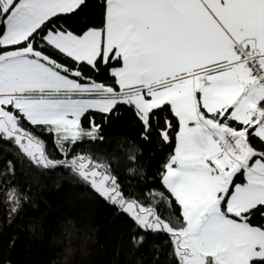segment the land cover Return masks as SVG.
Segmentation results:
<instances>
[{"label": "snow or ice", "instance_id": "6c2138e0", "mask_svg": "<svg viewBox=\"0 0 264 264\" xmlns=\"http://www.w3.org/2000/svg\"><path fill=\"white\" fill-rule=\"evenodd\" d=\"M88 3L0 0V142L72 173L131 222L133 248L166 237L167 264H264V0H100L101 23L76 30ZM122 105L143 139L175 145L138 191L116 157L77 150ZM15 172L8 160L0 177ZM28 199L0 179L10 218Z\"/></svg>", "mask_w": 264, "mask_h": 264}, {"label": "trees", "instance_id": "16d2710c", "mask_svg": "<svg viewBox=\"0 0 264 264\" xmlns=\"http://www.w3.org/2000/svg\"><path fill=\"white\" fill-rule=\"evenodd\" d=\"M101 20L100 0H89L88 7L68 23L81 30ZM82 67L93 79H109L106 71L96 73L87 65ZM96 120L102 123L104 141L82 143L77 150L116 157V171L130 191L155 184L174 143L171 147L162 145L155 135L150 141L143 139L139 121L123 105L106 119L96 116ZM129 153L136 154L135 164L129 163ZM8 160L16 164L15 175L0 179L22 187L29 199L11 218L6 208L0 207V264H138L141 260L143 264H167L166 237L149 236L142 248H133L129 243L131 222L68 170L38 169L18 156L11 144L0 142V171ZM129 167H135L137 174H129ZM153 244L162 246L158 262L153 260Z\"/></svg>", "mask_w": 264, "mask_h": 264}]
</instances>
